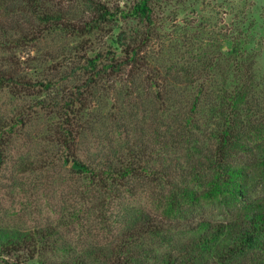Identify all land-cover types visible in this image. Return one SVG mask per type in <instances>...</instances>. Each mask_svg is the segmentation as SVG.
Returning <instances> with one entry per match:
<instances>
[{
  "label": "trees",
  "instance_id": "1",
  "mask_svg": "<svg viewBox=\"0 0 264 264\" xmlns=\"http://www.w3.org/2000/svg\"><path fill=\"white\" fill-rule=\"evenodd\" d=\"M154 1L123 9L103 0H0V50L35 40L17 26L24 17L77 37L73 51L84 53L73 90L41 100L52 117L46 146L15 169L46 170L62 158L84 184L56 223L0 227V257L11 258L5 264H264V188L257 195L252 184L264 185V75L240 36L226 40V51L202 49L188 61L153 57ZM121 19L140 29H120L113 50L88 53L94 35ZM50 67L37 84L45 90L58 71ZM120 76L127 104L115 97L111 107L116 145L105 132L97 150L80 154L84 129L100 119L92 105L98 92ZM29 85L0 63V90L19 96ZM27 121L22 112L0 115V165ZM145 191L152 208L131 203Z\"/></svg>",
  "mask_w": 264,
  "mask_h": 264
},
{
  "label": "rangeland",
  "instance_id": "2",
  "mask_svg": "<svg viewBox=\"0 0 264 264\" xmlns=\"http://www.w3.org/2000/svg\"><path fill=\"white\" fill-rule=\"evenodd\" d=\"M45 1L53 5L71 4L68 0ZM103 1L112 8L118 6L125 9L135 0ZM153 7L156 39L147 47L153 57L169 54L172 58L170 61L174 62L178 58L188 61L202 49L215 51L221 45L226 51V40L240 36L249 41V48L255 55L256 73L264 75V0H157L153 2ZM17 22L18 28L23 33H33L35 40L17 48L0 50V63L12 65L29 78L31 84L19 96H13L8 88L0 90V115L22 112L28 118L21 131H17L18 137L8 150L7 160L0 165V227L26 229L45 222L56 223L64 212L62 206L68 208L73 204L71 193L73 195L84 184V180L72 170V163L62 158L53 160L46 170L25 174L15 170L24 155L37 159L46 146L44 132L52 117L46 108L47 101L41 103V100H47L52 94L56 96L55 99L60 98L61 94L63 96L73 90V85L81 78L79 66L84 53L80 49L73 51L78 41L75 36L58 30H43L35 19H32V24L24 17ZM127 22L121 19L116 27H109L94 35L95 43L86 48L88 53L107 48L113 50L116 45L110 38H114L120 29L130 26L140 29L135 22ZM48 54L52 58L56 57L50 60L51 63L47 61L50 58ZM52 64L58 71L51 78V90H45L37 84ZM126 82V78L120 76L102 85L92 104L97 106L94 112H99L100 119L84 129L77 145L80 154L97 150L99 145L95 141L105 132L107 138L112 140L110 143L116 145L114 141L117 136L112 127L114 121L111 122L109 118L113 116L111 107L115 97L127 104L126 98L121 99L119 94ZM137 115L139 117V113ZM252 184H256L257 195L264 188L258 181L253 180ZM131 203L145 208L153 207L152 197L146 191L138 194ZM5 261H11V258L0 257V264H5ZM23 264L39 263L36 258Z\"/></svg>",
  "mask_w": 264,
  "mask_h": 264
}]
</instances>
